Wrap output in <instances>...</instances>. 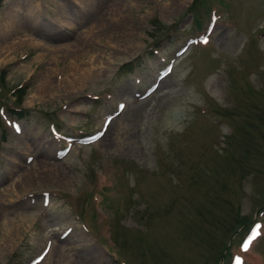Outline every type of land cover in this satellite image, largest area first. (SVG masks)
<instances>
[{"label":"rangeland","instance_id":"obj_1","mask_svg":"<svg viewBox=\"0 0 264 264\" xmlns=\"http://www.w3.org/2000/svg\"><path fill=\"white\" fill-rule=\"evenodd\" d=\"M88 6L0 0V264H264V0Z\"/></svg>","mask_w":264,"mask_h":264},{"label":"bare ground","instance_id":"obj_2","mask_svg":"<svg viewBox=\"0 0 264 264\" xmlns=\"http://www.w3.org/2000/svg\"><path fill=\"white\" fill-rule=\"evenodd\" d=\"M187 1H191V0H177V5L178 4H185L187 3ZM74 2H77L80 6H85L87 7L88 4H90V0H74ZM59 9L64 13V15H66L67 13H69V10L67 8V6L63 3L61 5L58 6ZM89 7V6H88ZM90 8V7H89ZM168 8H171V5L168 4ZM66 11V12H65ZM64 17L67 19H64ZM63 17V21L66 20V21H71L72 24H74V19L73 18H70L69 16H64ZM60 19V18H59ZM74 26V25H73ZM24 29V28H22ZM21 28H19V26L17 25V22L16 20L12 19L10 20L9 22H7L5 25H4V29H3V37L7 40V41H10L15 35L17 34H20L21 33ZM31 39H25V40H22L20 39V41L18 43H12V45L10 47L7 48V53L11 52V51H14L15 48H16V45L20 46L21 44H24V42H27V43H31L32 41H30ZM57 50V49H56ZM43 57V55L40 56V58ZM59 76V75H58ZM45 80V81H44ZM42 81H44L43 85L40 86L38 88V93H43L42 90L44 89L43 87L45 86L46 84V81L47 79H42ZM27 160L30 161V162H33L35 160V157L33 155H30L28 154L26 156ZM46 161V160H45ZM51 173V171H49ZM49 172L47 174H49ZM50 176H52L53 178H55L56 180H59V181H62V176H61V173H60V169L58 168L56 171H54V173H51ZM49 177V176H48ZM31 180V177H29V175H23V177L21 178L20 181H23V182H28V180Z\"/></svg>","mask_w":264,"mask_h":264},{"label":"snow or ice","instance_id":"obj_3","mask_svg":"<svg viewBox=\"0 0 264 264\" xmlns=\"http://www.w3.org/2000/svg\"><path fill=\"white\" fill-rule=\"evenodd\" d=\"M207 38L204 39V43H207ZM259 227H257V230L252 234V238L249 239L244 245H243V249L245 251L249 250L253 240L259 235Z\"/></svg>","mask_w":264,"mask_h":264},{"label":"trees","instance_id":"obj_4","mask_svg":"<svg viewBox=\"0 0 264 264\" xmlns=\"http://www.w3.org/2000/svg\"><path fill=\"white\" fill-rule=\"evenodd\" d=\"M132 71H134V68H131L130 72H132ZM11 111L14 112V113H21L20 110H11Z\"/></svg>","mask_w":264,"mask_h":264}]
</instances>
